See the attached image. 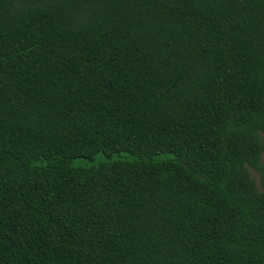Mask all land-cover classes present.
I'll list each match as a JSON object with an SVG mask.
<instances>
[{
  "label": "trees",
  "instance_id": "obj_1",
  "mask_svg": "<svg viewBox=\"0 0 264 264\" xmlns=\"http://www.w3.org/2000/svg\"><path fill=\"white\" fill-rule=\"evenodd\" d=\"M0 264H264V0H0Z\"/></svg>",
  "mask_w": 264,
  "mask_h": 264
},
{
  "label": "rangeland",
  "instance_id": "obj_2",
  "mask_svg": "<svg viewBox=\"0 0 264 264\" xmlns=\"http://www.w3.org/2000/svg\"><path fill=\"white\" fill-rule=\"evenodd\" d=\"M121 156L125 157V156H127V154H122ZM115 158H117V155H114L113 157H106V156H104L102 154V155H97L94 159L78 158V159H76L75 164L80 163V164L91 165V164H94V163H98V162H100L102 160L115 159ZM251 171H252L253 176H255L258 179L257 172L252 170V169H251Z\"/></svg>",
  "mask_w": 264,
  "mask_h": 264
}]
</instances>
